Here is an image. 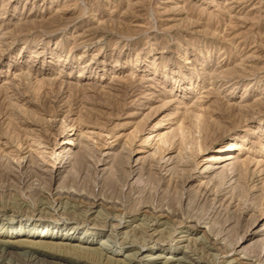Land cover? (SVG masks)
<instances>
[{"label": "rangeland", "instance_id": "374dc122", "mask_svg": "<svg viewBox=\"0 0 264 264\" xmlns=\"http://www.w3.org/2000/svg\"><path fill=\"white\" fill-rule=\"evenodd\" d=\"M87 218L102 235L70 244L122 261L129 236L264 264V0H0V247Z\"/></svg>", "mask_w": 264, "mask_h": 264}, {"label": "bare ground", "instance_id": "6f19581e", "mask_svg": "<svg viewBox=\"0 0 264 264\" xmlns=\"http://www.w3.org/2000/svg\"><path fill=\"white\" fill-rule=\"evenodd\" d=\"M231 147H233V145H231ZM212 159L213 161L215 162H224V161H228L230 159H235V156H233L232 153H229L227 155H225L224 157L221 156V155H218L217 157L215 156V158H211L209 157V160ZM98 163V162H97ZM231 164V163H230ZM214 168H220V167H214ZM113 181V180H112ZM105 185V184H104ZM106 186V185H105ZM108 186V185H107ZM102 187V186H101ZM113 187V186H112ZM111 188V187H110ZM48 197V196H47ZM57 199V198H56ZM59 199V198H58ZM95 199V198H93ZM98 200V199H97ZM100 201V200H99ZM98 201H93L92 204H91V207L92 208H95L97 206H100L101 208L103 209H106L104 204L102 202L97 204ZM82 203V202H81ZM108 203V202H107ZM89 208V207H88ZM107 210V209H106ZM109 210V209H108ZM101 213V212H100ZM120 214V213H119ZM144 215L145 218H148V216L145 215V213H142ZM151 216V215H150ZM169 215H160L157 217V219L155 218V220H157V224H159L160 226L161 225H166V221L165 223H158V222H161L162 220L164 221V219H168ZM108 217V216H107ZM123 218V217H122ZM137 218V216H136ZM133 219V218H132ZM97 220V218H96ZM106 220V219H105ZM154 220V222H155ZM87 221H90L88 220V218L83 221V223L79 224V223H74V226L71 228V229H68L69 231H65L64 232V228L65 226H58L57 228V232H56V235H55V239L57 240H61V241H64L66 243H58V244H53L52 243V246L51 245H48L47 244H41L40 242H36L35 240L31 241H22L24 244L26 245H31L29 247H31V249H35L37 251H35V253L33 255H31L29 258L25 257V255H21L20 253H17L15 250H13L14 247L12 246H15L17 245L18 247L22 246L21 244H16L14 243L13 245H8V244H5L3 247H0V264H20V262H23L24 264H103V260L100 261L104 256V261H106V263L104 264H135L136 262L140 263V264H184L186 262V260L184 258H177V259H174V258H168L167 256H164L163 252L166 251V248H163V252L160 253L159 256L155 257V258H152V257H148V256H142L143 253H140L139 251L137 252H134L132 254H130L129 252L134 250L132 249L131 247L132 246H128L129 242H127V238L128 237H125L123 238L122 242L120 243V246L124 247V248H127L129 251L127 252V255L126 256H123V261L120 260V259H115V258H112L110 256H106V255H103V252L102 250L99 251V250H90L89 248L87 247H83L79 244L77 245H72L70 244V242L76 238L74 236L75 233H80L79 236L82 237V234H83V239L85 241V244L89 245L91 243H94L96 241V239H98V237H100L102 235V232L104 229H105V225L106 223L103 225L102 228H97V229H88V224H86ZM93 221V220H92ZM144 222H142L143 225H139V226H136L134 227L135 228V231L144 228L147 231H150L149 228L150 225L146 222L147 220H143ZM99 222V221H98ZM97 222V223H98ZM120 222H118V224L116 225H113L112 226V231H114L116 233V235H124L125 233H121L120 230L117 231L116 229H120ZM154 224V223H153ZM156 224V225H157ZM36 225V224H35ZM155 225V224H154ZM51 225H46V227H42L43 230L45 229H49ZM76 226V227H75ZM125 228V227H133L129 224L126 225V223H124L122 226H121V229L122 228ZM153 227V226H152ZM158 227V226H157ZM197 228H191V227H187V229H191V231H197L198 232V228H201V225L200 224H197L196 225ZM47 229V230H48ZM143 229V230H144ZM165 229V228H163ZM100 230V231H99ZM200 230V229H199ZM36 231H30L28 230L27 233H24V234H18V233H15V234H11L12 236L15 235V236H20V235H23V237L25 238H34V237H38L39 234H36ZM49 231V230H48ZM47 231V232H48ZM61 231V234L60 236H58L57 233H60ZM133 231V229H132ZM153 233L150 234L151 235V239L149 238L148 240H143V242L140 243L139 247H147V249H152V248H160V246H162V243H164L165 241H162L161 240H158L157 238V235H160L159 231H157V228H154L153 229ZM163 231V230H162ZM63 232V234H62ZM138 232V231H137ZM152 232V231H151ZM151 232H148L151 233ZM192 232V233H193ZM65 233V234H64ZM135 233V232H134ZM162 233V232H161ZM182 233V232H181ZM191 233V234H192ZM201 233L203 234V238H205L206 240L208 239L207 238V234L206 232H202ZM53 234V232L51 233ZM97 234V236H96ZM9 234H6L4 236H7ZM149 236V235H148ZM190 234H187V236H180L182 239H184L183 241L187 242V243H191L192 241L195 242V244H200L201 243V240L198 239V238H189ZM184 237H187V238H184ZM157 238V240H155ZM174 238H176L177 240L179 239V236L177 237H172L170 238V240L168 241V251L170 252H174L176 253L178 250V245L175 244L174 247H172L171 244H173V242L175 243H178L177 240H174ZM160 239V238H159ZM135 241V240H134ZM208 241V240H207ZM132 242V241H131ZM171 242V243H170ZM135 243V242H134ZM139 243V242H138ZM166 243V242H165ZM133 244V243H131ZM202 244V243H201ZM47 245V246H46ZM102 245H106L104 243L101 244ZM203 245V244H202ZM54 247H57L58 250L55 248L53 249ZM106 247V246H105ZM184 248H187L186 246H183ZM63 249V251H60V249ZM190 248V247H189ZM41 250V251H40ZM65 250V251H64ZM67 250H70L69 252H67ZM173 250V251H172ZM139 252V253H138ZM185 251H182V253H184ZM83 253V255L81 254ZM84 253H87V254H92V256L90 257H93L96 256L98 259H88V258H84L86 254ZM186 253V252H185ZM82 255V256H80ZM58 257V258H57ZM215 257V256H214ZM9 258V259H8ZM8 259V260H7ZM14 259V260H13ZM127 260H130V261H127ZM188 262V261H187ZM252 263V262H251ZM251 263H244L242 261H240V259H238L237 257L233 258L231 261L227 262V264H251ZM210 264V263H209ZM218 264V263H217Z\"/></svg>", "mask_w": 264, "mask_h": 264}]
</instances>
